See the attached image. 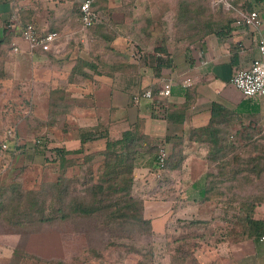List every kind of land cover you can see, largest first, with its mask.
<instances>
[{
  "label": "crops",
  "instance_id": "obj_1",
  "mask_svg": "<svg viewBox=\"0 0 264 264\" xmlns=\"http://www.w3.org/2000/svg\"><path fill=\"white\" fill-rule=\"evenodd\" d=\"M179 1L96 0L91 9L98 20L82 29L79 21L82 0H0V41L4 42L0 58H7V50L16 55L15 61L10 62L11 74L22 81L30 79L39 91L36 99L41 98L45 106H52L54 101L59 105L62 99V147L66 150L80 147V133L84 130L100 131L97 138L83 144L84 149L101 150L103 135L117 136L137 120L142 132L158 140L183 136L207 125L213 102L241 119L255 121L264 127V97H245L230 83L231 77L239 69L248 67L258 55L251 36L258 32L264 38V0L256 4L261 20L257 32L251 27L234 26V14L225 12L230 5L225 3L221 14L217 9L218 0H212V11L217 14L212 23L215 29L190 44L177 41L170 33ZM26 23H32L40 33L57 31L60 38L49 51L32 52L20 36L21 27ZM156 26L160 30L156 31ZM97 43H103L109 52L124 60L116 65L106 61L108 50H99L95 46ZM81 44L83 50L78 48ZM14 46L17 51H13ZM26 64L32 69L25 67L24 70L22 66ZM34 74L42 76L41 79L31 78ZM186 79H190V84L183 86ZM167 81L172 82L171 95L163 98L158 91ZM61 82L62 98L56 96V87ZM146 89L161 98L167 108L181 109L184 118L180 121L160 117L146 99L132 102L133 95ZM163 147L170 154V143ZM185 151L188 157L181 169H165L160 179L150 180L148 185L144 183L150 178L144 176L149 173L156 154L148 160L150 164L142 160L137 165L139 191L154 189L157 197L148 202V212L152 216L147 218L157 234L166 232L169 222L177 218L206 215L199 213V207L211 213V204H201L206 172L204 147L191 142L185 146ZM29 155L27 160L44 163L39 152ZM162 179L164 182L158 187ZM198 186L201 189L197 195L190 197L189 192L193 194ZM144 209L147 212L146 202ZM263 255L264 239L260 237L255 242L245 240L234 244L228 261L259 264L258 256ZM2 263L4 261L0 260Z\"/></svg>",
  "mask_w": 264,
  "mask_h": 264
},
{
  "label": "trees",
  "instance_id": "obj_2",
  "mask_svg": "<svg viewBox=\"0 0 264 264\" xmlns=\"http://www.w3.org/2000/svg\"><path fill=\"white\" fill-rule=\"evenodd\" d=\"M258 1L228 0L226 2L230 7L225 12L234 14L232 18L234 22L237 18L235 10H256ZM217 2V9L222 14L225 1ZM202 3L201 0L178 2L173 26L174 39L190 44L214 31L215 26L212 23L213 19L217 18V14L212 11V8L208 10L204 8ZM230 19L229 17V21ZM2 44L4 42L0 41V48ZM4 71L6 72L1 65L0 75ZM139 93L141 92L137 94ZM135 95L131 98L132 102ZM56 96L61 97L62 92L58 90ZM153 97L156 115L166 119H180V121L184 118L181 109L167 108L161 98H156L155 95ZM57 106V101H54L49 107V115H52V119L61 113ZM54 122L51 120L52 125ZM10 129L15 131V128ZM98 133L100 131H82L81 145L77 149L66 150L62 146L56 147V158L51 162L62 160L64 166L67 163L65 162L67 156L82 154L83 144L97 138ZM102 137L105 139L103 148L85 156L87 161L97 156H100L102 160L98 167L97 178L90 177L84 181L85 191L82 195L73 196L67 193L68 188L65 186L62 190L57 189L62 208L59 206L53 208L52 202L34 200V192L20 189L17 183L11 186L0 184V220L9 226L23 228L28 224H45L54 220L67 221L72 220L73 217L98 218L99 223L105 226L116 224L128 232L149 234L152 231V225L151 221L143 215L144 200L133 194L138 161L143 155L149 154L154 157L158 148L170 143L171 152L166 160L165 169L178 170L188 157L185 146L195 142L203 144L205 150L203 159L206 163V172L201 191V204L209 203L214 205V208L222 206L224 208L222 217L224 221H229L230 230L237 224L241 226L239 231L234 229L232 241L223 237L226 235L224 229H219L218 236L222 238L219 244L226 247V254L231 252L232 246L237 242L245 240L255 242L264 235V219L254 215L256 207L264 202V187L257 193L247 191L246 188L255 180L264 179V127L257 122L241 119L233 111L213 102L210 106L207 125L193 129L183 136L158 140L142 132L137 120L117 136L111 137L105 134ZM3 141H12L13 144L2 152H8L11 155L25 152V143L10 139L7 132ZM151 168H156L155 159ZM163 182V179L159 180L158 187ZM147 194H154V189L147 191ZM229 208L232 209L230 214ZM242 212H245L243 217ZM206 219L194 217L185 222L177 218L176 221H183L185 228L190 229L191 235L198 240L205 237V228L209 224V220ZM170 223L176 224L175 220ZM56 263L62 264L57 261Z\"/></svg>",
  "mask_w": 264,
  "mask_h": 264
},
{
  "label": "rangeland",
  "instance_id": "obj_3",
  "mask_svg": "<svg viewBox=\"0 0 264 264\" xmlns=\"http://www.w3.org/2000/svg\"><path fill=\"white\" fill-rule=\"evenodd\" d=\"M201 1L207 10L212 7V0ZM224 1L226 3L228 0ZM154 29L160 30L158 26ZM170 33L175 36L174 28H171ZM95 46L99 50H108L109 57L104 58L106 61L116 65L124 60L109 52V48L107 49L103 43H97ZM79 47L83 50L82 44ZM115 52L118 53L119 48ZM5 53L8 54L7 58H0L2 60L0 67L2 65L6 70L0 75V142H4L7 130L15 128V135L20 143L28 144L33 138L44 135L57 146H62V99L57 106L61 113L52 119V115H49L50 106H45L41 98L36 99V93L39 91L30 79L22 81L20 77L11 74L10 62L15 61L16 55H11L8 50ZM25 67L28 70L32 69L30 64L22 66L24 70ZM41 77L37 74L31 76L38 79ZM56 88L62 92V82ZM51 120L55 121L53 125ZM5 142L7 148L13 144L12 141ZM201 147H204L203 144ZM91 151L87 148L82 154L68 157L64 166L62 160L46 164L43 158L41 161L44 163L27 160L30 152L11 155L0 151V184L11 186L17 183L20 189L34 192V200L52 202L53 208L57 206L62 208L57 189L62 190L65 186L68 188L67 193L80 196L85 191L84 181L90 177L97 178L102 158L97 156L91 161L85 160L87 154L93 153ZM167 153L169 154L168 151ZM152 156L142 157L138 163L143 160L150 164L148 160L152 159ZM154 170L155 168L149 169L150 174L147 175L150 179H146L144 185H148L147 182L150 180L154 181L151 175ZM136 185L133 194L147 203V212L145 209L143 211L147 219L148 216H152L148 212V202L155 201L157 197L154 194H147L145 190L139 191ZM263 187L264 179L255 180L246 186L247 191L254 193ZM200 189L201 186H198L193 194L189 192L190 197L197 195ZM213 206L210 208V214L206 210L201 211L203 207L198 208L200 214H206L202 217L209 220L205 228V237L198 240L191 235L190 229L185 228L183 222L189 221L192 217L180 218L183 221L175 219L176 224L169 222L166 232L162 234L155 233L153 229L149 234L128 232L116 224L108 226L100 224L98 218L73 217L67 221L28 224L23 228L9 226L0 220V260L4 261L2 264H57L56 261L62 264H231L228 261L226 247L219 244L222 238L218 236V231L220 228L224 229L226 235L223 237L232 241L234 229L239 231L241 226L237 224L230 230L229 221H224L222 217L224 208ZM231 211L229 208L228 213ZM244 213L242 212V217ZM254 215L264 219V202L256 207ZM258 261L259 264H264V255L258 256Z\"/></svg>",
  "mask_w": 264,
  "mask_h": 264
},
{
  "label": "built area",
  "instance_id": "obj_4",
  "mask_svg": "<svg viewBox=\"0 0 264 264\" xmlns=\"http://www.w3.org/2000/svg\"><path fill=\"white\" fill-rule=\"evenodd\" d=\"M96 0H82L79 5V21L82 29H87L94 25L98 20V15L91 9L92 3ZM229 6V4L226 2ZM237 18L233 22L236 27H251L256 30L260 27L261 20L257 10L244 11L237 9ZM21 38L27 43L30 51L38 50L47 52L52 45L60 38L57 31H48L40 33L32 23H26L20 30ZM251 41L258 49L257 57L253 58L250 65L246 68L239 69L230 79V83L236 87L245 97L256 98L264 97V38L257 32L251 36ZM17 51V47H13ZM134 56V54H131ZM202 55V51H199ZM190 79H186L183 86H188ZM172 82H164L158 91V95L163 98H169L171 95ZM141 99H146L154 107V97L150 89H146L133 97L137 103ZM7 136L10 139H17L13 129L7 130ZM58 147L48 136H37L28 144H25L26 152H39L44 161L50 162L56 158L55 149ZM7 148L6 142L0 143V151ZM168 153L165 147L158 148L155 156L156 168L151 175L154 179L161 178L165 170ZM264 239V235L261 236Z\"/></svg>",
  "mask_w": 264,
  "mask_h": 264
}]
</instances>
